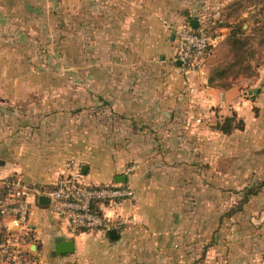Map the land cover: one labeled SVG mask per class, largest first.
Segmentation results:
<instances>
[{"label": "crops", "instance_id": "crops-1", "mask_svg": "<svg viewBox=\"0 0 264 264\" xmlns=\"http://www.w3.org/2000/svg\"><path fill=\"white\" fill-rule=\"evenodd\" d=\"M240 1L0 0V189L19 173L53 186L74 160L88 184L135 191L99 204L122 222L115 240L111 229L73 234L31 198L37 264H172V250L175 264H264V73L209 83L227 61L219 49L231 52L227 28L196 69L174 62L188 20L202 25ZM61 72L84 77L66 97ZM234 114L243 128H217ZM59 236L75 241L73 253H56Z\"/></svg>", "mask_w": 264, "mask_h": 264}, {"label": "built area", "instance_id": "built-area-1", "mask_svg": "<svg viewBox=\"0 0 264 264\" xmlns=\"http://www.w3.org/2000/svg\"><path fill=\"white\" fill-rule=\"evenodd\" d=\"M223 28H207L205 23L196 27L186 23L178 33L175 60H180L184 68L196 69L225 39ZM81 167L76 161L69 162L67 173L53 186L32 184L22 174L3 179L5 195L0 199V229L5 232V238L0 239V264H37L39 255H29L31 250L26 244L31 198L46 196L50 208L67 220L73 234L85 230H109L122 224L120 220L113 221L96 212L94 204L116 198H134L133 188L88 184ZM11 220L17 224L16 231H10Z\"/></svg>", "mask_w": 264, "mask_h": 264}, {"label": "trees", "instance_id": "trees-1", "mask_svg": "<svg viewBox=\"0 0 264 264\" xmlns=\"http://www.w3.org/2000/svg\"><path fill=\"white\" fill-rule=\"evenodd\" d=\"M242 1L236 2L233 6H231L232 9H229L227 12H225L215 20L209 19L208 17L205 22L207 28L225 27L229 29V33L227 34V39L231 47V58L229 59L227 65L222 64L213 67L211 69L209 83L213 86L226 87L229 85V81H228L229 77H238L237 74L233 76L229 74L231 71H234L235 67H240L242 64L246 63L254 56L255 52L251 45L252 40L258 38V42L261 45H264V28L263 26H257L259 25L260 20L254 21L255 28H251L250 25L249 27H244V25L247 23V20L243 17L241 19L240 18L238 19L237 16H234L235 9L243 4ZM231 17H233V19H231ZM186 23H189V20ZM174 62L178 64V62L175 60V56H174ZM238 75L240 76V74ZM243 124H244L243 121L239 120L237 116L234 114L233 116L225 118L223 122L218 123L217 128L220 129L223 133L227 134L231 132L233 128H243ZM99 186H103V185H99ZM253 192L254 191L250 189L246 193L247 195L241 201V203L246 202L248 199V195ZM4 195H5V188L4 185L2 184V187L0 189V199H2ZM103 202L105 201H101L94 204V210L96 212H101V210L98 207L99 204ZM3 238H5V232L2 229H0V239ZM210 245L211 243L205 245L203 250L204 252L203 255L206 254L208 246ZM28 254L31 255L33 254V252L29 251Z\"/></svg>", "mask_w": 264, "mask_h": 264}, {"label": "rangeland", "instance_id": "rangeland-1", "mask_svg": "<svg viewBox=\"0 0 264 264\" xmlns=\"http://www.w3.org/2000/svg\"><path fill=\"white\" fill-rule=\"evenodd\" d=\"M242 2H243V4L240 5V7H237L235 9L234 16H237L238 19L239 18L241 19L242 17L244 18L243 14L248 12V14L250 16H248V18H245V19L247 21L249 20L250 27L255 28L254 21L260 20V23L257 26H263V28H264V24H263L264 23V1L263 0H243ZM231 19H233V17H231ZM223 43H224V41H221L217 47L212 49V51H214L216 48L221 47ZM251 45L253 47L255 54L249 61L242 64L240 67H235L234 71L230 72L229 75H231V76L237 74L238 77H236L234 79H247V80L249 79V80L253 81L256 78L260 77L262 73H264V45H261L258 42V38L252 40ZM223 49H224V51H223ZM223 49H219V51L221 50V52L218 55H220V56H222L223 54L226 55L227 61L223 65H227V63L229 62L228 56H229V54H231V52H230V48H227V46H225ZM228 49H229V51H228ZM44 59H45L44 64L58 63L59 65H66L68 63L67 57H57L56 58L55 56H53V57L48 56L47 62H46V57H44ZM76 61H77L76 63H82V58L76 59ZM238 74H240V76ZM57 80H59L61 83V91H60L61 97H66L65 95H68L69 92L72 91L67 86V84L69 82H74V81L78 82L80 80L82 81V80H84V77H83V74H75L74 76L69 77L68 74H64L61 72L59 74V76L57 77ZM71 161H74V160H71ZM71 161H68L67 164ZM76 162H78V161H76ZM177 246H178V244H177ZM175 253L176 252H174V250L171 251V254H172L171 256L173 259L172 264H175L174 260L177 259V258H175L176 257ZM164 254L167 255V252ZM163 256H164L163 252L159 251V250H156L153 255L151 254V257H154L156 259H158L159 257L162 258Z\"/></svg>", "mask_w": 264, "mask_h": 264}, {"label": "water", "instance_id": "water-1", "mask_svg": "<svg viewBox=\"0 0 264 264\" xmlns=\"http://www.w3.org/2000/svg\"><path fill=\"white\" fill-rule=\"evenodd\" d=\"M198 20L197 19H192L191 20V24H193L194 26H198ZM178 64H181V61L178 60L177 61ZM82 172L85 173L86 172V168L81 167ZM126 178H123V180H125ZM39 199L44 202V203H49V199L46 196H40ZM108 235L109 238L111 240H115L119 237V233L116 229H111L108 231ZM75 251V241L72 239H66L63 236H59L57 238V244H56V253L58 255H63V254H68V253H73Z\"/></svg>", "mask_w": 264, "mask_h": 264}]
</instances>
